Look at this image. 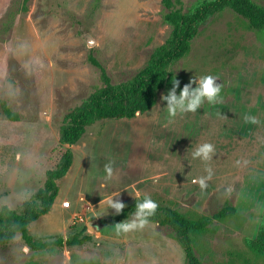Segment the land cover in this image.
Returning <instances> with one entry per match:
<instances>
[{"label": "rangeland", "instance_id": "rangeland-1", "mask_svg": "<svg viewBox=\"0 0 264 264\" xmlns=\"http://www.w3.org/2000/svg\"><path fill=\"white\" fill-rule=\"evenodd\" d=\"M182 1L183 13L192 14L212 0ZM165 12L161 0H0V210L22 213L40 204L47 172L70 149L74 163L57 181L58 198L29 231L46 242L87 226L95 238L36 251L17 233L0 247V264H186L171 230L155 222L120 236L101 234L118 213L107 198L126 207L144 196L195 219L234 206L236 216L198 236L197 254L205 264H264L248 248L264 212V36L233 11L208 18L174 66L184 87L198 86L205 75L219 79L214 103L205 99L194 112L170 116L166 87L150 111L95 123L79 143H61L69 111L103 86L89 56L114 84L127 81L170 38ZM203 143L214 146L208 161L192 156ZM200 177L204 188L192 182Z\"/></svg>", "mask_w": 264, "mask_h": 264}, {"label": "trees", "instance_id": "trees-1", "mask_svg": "<svg viewBox=\"0 0 264 264\" xmlns=\"http://www.w3.org/2000/svg\"><path fill=\"white\" fill-rule=\"evenodd\" d=\"M22 1L26 5L30 0ZM161 1L166 10L163 17L164 22L173 27L170 38L153 51L143 68L127 81L119 84H114L105 66L95 56L90 55L89 61L98 69L103 86L97 88L92 95L69 111L66 117L70 120V124L62 131V144L79 143L88 127L95 123L105 120L133 119L138 113L144 114L153 109L157 103L158 94L163 89L169 87L173 90L172 81L178 80L174 66L188 56L191 43L199 33V27L208 18L231 10L245 20L251 29L264 36V5L253 0L207 1L192 14L183 13L182 0ZM177 5L180 7L177 8ZM183 88V83L179 81L178 87H175V93L180 95ZM3 111L10 120H17L16 115L12 114L7 107H4ZM73 159V152L70 149H64L56 169L47 172L40 204L29 205L22 213H17L9 206L2 207L0 210V247L10 245L17 233H21L23 239L36 251H45L54 247L76 248L94 242V236L87 233V226H84L80 232L71 234L66 240L59 237L46 242L35 241L29 231V225L32 222L51 211L59 194L57 181L67 175ZM144 197L135 200L121 212L116 213L108 221V226L100 230L101 234L120 236L121 233L117 234L115 231V224L134 218L135 205ZM157 204L155 213L148 217V221L171 230L172 237L185 253L186 264H205L196 252L198 236L209 231L215 222L225 221L238 214L237 209L227 203L212 216L195 219L171 207ZM248 248L255 261L264 263V212L260 228L255 238L248 242Z\"/></svg>", "mask_w": 264, "mask_h": 264}, {"label": "clouds", "instance_id": "clouds-1", "mask_svg": "<svg viewBox=\"0 0 264 264\" xmlns=\"http://www.w3.org/2000/svg\"><path fill=\"white\" fill-rule=\"evenodd\" d=\"M199 79V84L195 89L190 90V86H185L179 95L175 94V87H178L179 81L174 80L172 84L174 85L171 94L163 96L162 99L168 100L166 105L167 112L170 116H175L177 113L183 112H194L196 109L203 103L205 99L209 103H214L217 100L218 93L221 90V85L216 83V77L212 75H205ZM196 78H193L192 82H195ZM248 119V118H246ZM253 120L255 118H250ZM214 153V146L211 143H203L199 145L195 151H193L192 156L194 158H200L202 161H208L211 159L212 154ZM105 172L111 176L113 173V168L111 162L105 164ZM210 178L211 171L208 170ZM205 177H200L193 179V183L199 182L201 188L206 186ZM107 203L110 208H116L117 212H121L125 205L121 202L114 201L113 198H107ZM136 211L133 213V219L130 221H123L115 224V231L117 234L127 233L131 230L142 229L148 223V217L152 216L158 204L151 197L145 196L142 201H138L135 205ZM26 252L27 249H24Z\"/></svg>", "mask_w": 264, "mask_h": 264}, {"label": "built area", "instance_id": "built-area-1", "mask_svg": "<svg viewBox=\"0 0 264 264\" xmlns=\"http://www.w3.org/2000/svg\"><path fill=\"white\" fill-rule=\"evenodd\" d=\"M63 205H64V207L68 208V207H70V202L65 201V202L63 203ZM80 220L83 221L82 218H80Z\"/></svg>", "mask_w": 264, "mask_h": 264}, {"label": "water", "instance_id": "water-1", "mask_svg": "<svg viewBox=\"0 0 264 264\" xmlns=\"http://www.w3.org/2000/svg\"><path fill=\"white\" fill-rule=\"evenodd\" d=\"M216 83L221 85V81L219 79H216ZM139 114V113H138ZM96 229V228H95ZM97 230V229H96Z\"/></svg>", "mask_w": 264, "mask_h": 264}, {"label": "crops", "instance_id": "crops-1", "mask_svg": "<svg viewBox=\"0 0 264 264\" xmlns=\"http://www.w3.org/2000/svg\"><path fill=\"white\" fill-rule=\"evenodd\" d=\"M73 163H74V162H73ZM72 166H73V164H72ZM72 166H71V167H72ZM70 170H71V168L69 169V171H70ZM69 171H68V173H70ZM68 173H67V174H68ZM66 176H67V175H66ZM57 198H58V197H57ZM55 201H56V200H55ZM60 208H62L61 204H60ZM62 209H63V208H62Z\"/></svg>", "mask_w": 264, "mask_h": 264}]
</instances>
